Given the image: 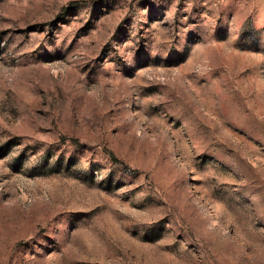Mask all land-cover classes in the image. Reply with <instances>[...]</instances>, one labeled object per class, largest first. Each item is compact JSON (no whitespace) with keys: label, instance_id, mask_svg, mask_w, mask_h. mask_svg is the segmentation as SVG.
Here are the masks:
<instances>
[{"label":"rangeland","instance_id":"obj_1","mask_svg":"<svg viewBox=\"0 0 264 264\" xmlns=\"http://www.w3.org/2000/svg\"><path fill=\"white\" fill-rule=\"evenodd\" d=\"M0 264H264V0H0Z\"/></svg>","mask_w":264,"mask_h":264}]
</instances>
